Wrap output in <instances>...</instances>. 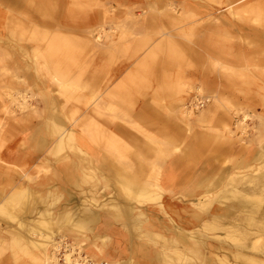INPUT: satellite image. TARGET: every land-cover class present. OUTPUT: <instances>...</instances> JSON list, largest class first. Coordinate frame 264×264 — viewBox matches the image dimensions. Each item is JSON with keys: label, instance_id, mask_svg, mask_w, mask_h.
Instances as JSON below:
<instances>
[{"label": "rangeland", "instance_id": "1", "mask_svg": "<svg viewBox=\"0 0 264 264\" xmlns=\"http://www.w3.org/2000/svg\"><path fill=\"white\" fill-rule=\"evenodd\" d=\"M38 1L0 0V151L20 138L22 142L26 134L36 132L37 137L49 140L44 159L34 167L39 175L43 171L58 170L59 162L84 159V164L98 174L94 185L84 186L92 190L83 199L84 204L98 206L120 199L133 205L135 218L142 212V218L147 221L143 224L144 231L136 238L138 241H135L136 247L130 258L119 263L162 264L160 260L150 263L149 252L157 250L169 253L175 264H222L219 258H224L226 264H250L251 258L264 260V194H261L264 193V0H48L49 10L54 11L52 17H48L51 25L41 21L43 13L37 10ZM150 3L157 7L147 10L145 7ZM171 8L169 20H162L159 12L156 20L159 28L146 32L145 16L155 9L166 14ZM15 17L33 27L28 32L20 33L22 29L18 33L11 32L7 26ZM43 31L45 37L40 40ZM55 36L73 42V57L65 66L53 62L58 61V57L52 60L45 56L55 43ZM95 36L102 37L95 40ZM108 54L114 62L137 57L143 62L139 67L142 74L162 70L167 77L172 73L168 79L181 82L184 87L183 94L187 98L181 103L182 122H187L189 134L193 128L194 138L200 142L193 145L191 158H182L190 149L178 142L174 147L162 145L157 148L155 158L142 155L137 158L138 148L131 146L124 156H118L120 164L110 159L117 168L140 163L152 170L157 163L165 181L164 190L160 189L161 198L144 199V202L118 198L116 176L98 168L90 159L93 156L79 152L84 149L81 142L76 144V140L84 138L83 126L73 124V121L79 122L92 115L91 108L99 100L98 96L106 91L105 72L95 63L99 66ZM163 61L169 64L164 65ZM170 64L173 67H169ZM91 70L97 73L94 81ZM61 72L65 74L61 76ZM191 74L199 79L198 83L191 84ZM209 78L216 80L210 88L206 82ZM118 88L126 90L127 86L119 83L113 92ZM10 93L16 99L9 97ZM23 97L28 100L30 109L19 106ZM200 99L206 101L205 106L194 110V106H198L195 102ZM121 100L117 101L118 108L115 104L110 113L103 110V116L109 119L110 126L112 122L123 124L132 133L144 136L143 118L125 115L121 104L124 100ZM134 101L137 100L128 99L125 103ZM212 104L219 114L209 124L211 131H205L198 120ZM33 108L36 111H32ZM66 127L72 128L69 134L72 132L78 139L65 134L66 139L61 144L64 152L58 154L59 135ZM198 130H204L201 140L197 136ZM217 145L223 146L222 152L218 151ZM176 148L178 152H173ZM249 148L253 150V158L245 164L244 154ZM147 151L153 154V149ZM177 153L180 158H173ZM219 166L221 171H218ZM187 188L189 192H185ZM96 189L98 196H95ZM245 193L252 198L245 199L246 196L241 195ZM9 199L3 201L0 214L8 220L11 218L13 223L23 218L16 231L23 232L35 243L32 247L35 249L24 251L31 256L30 263L20 258L16 264H39L43 260L36 250L37 239L46 231L58 229L59 212L47 210L36 220L28 221L25 220L29 215L25 212L26 197ZM242 201L247 206L243 207ZM53 217L56 219L51 220ZM58 236L61 237V229L54 238ZM65 239L71 242L73 256L80 261L76 264H101L91 260L79 243L67 236ZM252 242L257 246L251 247ZM195 244L201 246L200 259L194 258L192 253ZM17 246L14 247L24 249V246ZM84 257L89 262L81 263L86 262ZM64 261L60 263L64 264Z\"/></svg>", "mask_w": 264, "mask_h": 264}, {"label": "crops", "instance_id": "2", "mask_svg": "<svg viewBox=\"0 0 264 264\" xmlns=\"http://www.w3.org/2000/svg\"><path fill=\"white\" fill-rule=\"evenodd\" d=\"M144 62L147 63L146 60ZM142 63L137 57H129L114 62L108 55L104 60L102 59L99 66L98 63H95L96 67L105 72L106 92L113 91L119 83H124L127 86L120 97V100H124V103L122 102L124 105L123 112L125 115H136L143 118L141 121L144 123L143 128L146 134L144 136L134 134L123 124L115 125L113 122L112 126L108 122L105 127L109 128L111 134L121 139L122 145L126 149L131 148V146L137 147V158H141V155L144 158H155V154L158 152L157 148L162 145L174 147L178 142H182L184 146H188L190 149L188 154L182 158H191L193 145L200 142L195 140L193 128L191 127L192 133L189 134L187 122H182L181 103L187 98L185 93L183 94L184 87L181 82L168 79L169 76H173L172 73L171 75L168 74L167 77L162 70H153V74H142L139 69ZM91 72V80L94 81V75L97 73H93V70ZM191 76H193V78L191 77V84L199 82L194 74ZM206 82L209 88L210 84H216V80L213 81L210 78ZM128 99L137 101L126 104ZM218 114L219 111L212 104L199 117L198 123L205 128V131H211L209 124L217 119ZM198 131L197 136L200 139L203 131ZM82 139L86 140L85 137ZM15 144L11 143L0 151V210L6 198H9L16 191L22 192L26 197L25 212L29 213L25 220H36L41 212L51 209L55 210V214L64 210L68 211L70 215L74 216L75 221L83 225V228L63 226L61 235L67 236L75 243H80L84 253L91 260L101 262V264L128 260L135 250V241H138L137 239L144 231L143 224L146 220L142 218V212L137 213L139 216L136 218L134 215L130 220L121 222L101 208L103 204L98 206L91 203L84 204L83 199L87 198L89 196L87 193L92 191L84 186L90 187L95 182L92 185L83 186L69 183L62 168L66 162H62V164L59 162L58 170L54 172L43 171L39 175L34 167L44 159L43 157L49 147V140L42 136L37 137L36 132L33 133L32 131L31 134H26L22 142L20 138ZM217 147L218 151L223 148L221 145H217ZM148 148L153 149V154L147 151ZM96 149L99 151L98 147ZM252 151L251 148L246 150L244 154L245 164L253 158ZM106 157L113 158L109 157L108 154ZM173 158L180 157L177 153ZM42 166L44 167L43 162ZM218 169L221 171L222 167L219 166ZM106 173L110 174L107 171ZM96 190L95 196H98L99 190ZM189 190L187 188L185 192H189ZM4 216L0 214V264H16L20 258H24L27 263H30L28 260H32V258L24 252V249L21 250L12 246L13 236L24 239L21 237L24 236V233L16 231L19 228L20 220L23 218H19L17 223H13L11 218L8 220ZM53 219L56 218L53 217L51 220Z\"/></svg>", "mask_w": 264, "mask_h": 264}, {"label": "bare ground", "instance_id": "3", "mask_svg": "<svg viewBox=\"0 0 264 264\" xmlns=\"http://www.w3.org/2000/svg\"><path fill=\"white\" fill-rule=\"evenodd\" d=\"M31 1L34 2V0H31ZM30 4H31L30 7H33L32 3H30ZM38 4L40 6L37 7V10L40 11L41 13H43L41 21L43 23H47L48 25H51L52 22L48 21V17H52L51 14L54 13V11H53V9L49 10V8H51V5L49 4V1L48 0H46V1L45 0H39ZM155 6H156V4L150 3L145 8L147 10H149V8L152 7V9H153ZM19 10H20V8H19ZM155 10L156 11L151 12L147 17L145 16V20L144 21H145L146 24L148 23V25L146 26V29H145L146 32H150L152 30H155V29L159 28V27H157V21H156L159 18V16H160L159 12L161 13V15L163 17L162 20L165 19L167 21V20H169L168 19V16L170 15L169 13H171L173 9L172 8L171 9H167L166 10V14L163 11H161V10H158V9H155ZM169 10H170V12H169ZM145 13L147 14V11H145L144 14ZM16 16H18V15H16ZM15 18L18 19V23L16 22ZM15 18H14V20H12V18H11V21H9V23H8L9 25L7 26L8 30H11V32L18 33V30H20V29L23 30V31H20V33L21 32H28L33 27V25L30 27V26H26L25 24H23V21H21L22 18H20V17H15ZM165 23L168 25L167 22H165ZM164 26H166V25L164 24ZM164 26L162 25V27H163L162 29H164ZM43 27H49V26L43 25ZM118 27H120V26H118ZM143 27H145V25L142 26V28ZM43 32H42V37L40 38V40L41 39L44 40L43 37H45V35H44L45 32L44 33ZM102 33H103V30H102ZM164 34H167V33H164ZM101 37L98 36L96 38V36H95V40H99ZM54 41H55V43L49 49V51L45 53V56L46 57H48V56L51 57L52 60L55 57H58L57 60L59 62L56 61V60H54L53 62L58 63L60 66H65V65L68 64L69 59L72 60V57H73V55H72L73 42H72L71 39L69 40L67 38H62V37H58L57 38L56 36H55ZM169 46H173V44L171 43V45H170V43H169ZM108 56H109V54H108ZM178 56H179V54H178ZM149 57L147 59H150ZM182 60L184 61V59H182ZM69 63H70V61H69ZM167 63H168V61H163L164 65H167ZM169 67H173V66H171V64H170ZM63 74H65V73L61 72V76ZM64 85H65L64 83H61L62 87H64ZM122 91L123 90L121 88H118V90L114 91V92L113 91H109V92L104 91V92H102L101 95L98 96L99 100L97 102H95L93 108H91V110L93 112L92 115L89 114L88 118H83L79 122H76L77 119H75L76 121L75 120L73 121V124L82 125L83 126L81 131H82V134H84L85 136L84 135H82V136L85 137L86 140L79 138V139H81V141H79L78 137L76 138V136L73 135L72 132H70L71 134H69V130H72V128L70 129V128L66 127V128H64L62 130V132L59 135L57 152H58V154L61 153V152L62 153L64 152L62 147H61V144L66 139V136H64V135L67 134V136H69L70 138H72L74 140H75V138L78 139V140H76L77 141L76 144L81 142V146L82 147L84 146V149L83 150L81 149L82 151L79 149L80 153H83L84 155H86V153H87L88 156H90V155L93 156L94 158L90 157V159L93 162V164H96L99 168L103 167V169H105V171H107L108 173L112 174L113 176H116V182H115L116 185L115 186L118 189V191L116 192L117 195H118V198H123V199H126L128 201H133L134 200V201H137V202H144V199L153 200V199L161 198L162 194L160 193V189L164 190L163 184H164L165 181L163 180L162 173L160 175V172L158 171L159 168L156 167L157 163L154 164L153 169L151 168L152 170H146L147 166H145V164L138 163L137 165H134V163H132L130 165L124 166L123 168H117V167H115L114 163L110 161V159H112L114 161H117L120 164V162L118 161L117 158H115V156L116 157L118 155H122L123 156V155H125L127 150H126L125 146L122 145V141H121L120 138H117L116 135L111 134L112 132L109 130V128L103 127V126L107 125V123L109 122V119L103 116L102 111L105 110V113L106 112L110 113L111 109L113 111V108H114L115 104H116V107L119 104L117 101H120V97L122 95ZM19 93H17V94H19ZM119 93H121V94L118 96ZM10 95H11V93H10ZM13 95H11L9 97L14 98ZM24 98L25 97H23V99ZM14 99H16V98H14ZM17 104H19V103H17ZM20 104L21 105H19V106L22 109H26V108L30 109V107H31L29 102H28V100H26V99H24V101H22ZM121 104L123 105V103H121ZM86 108H89L88 105L86 106ZM32 111H36L35 108H33ZM190 112H191V114L193 113V111H190ZM109 115H111V114H109ZM83 120H85V121H83ZM54 126L56 128L59 127L55 122H54ZM70 140H68V141H70ZM56 145H57V143H56ZM77 147H78V145H77ZM96 147H98L102 151L101 150L98 151L96 149ZM177 147H179V146H177ZM61 149H62V151H61ZM173 152H178L177 148L174 149ZM106 154H108L109 157H113V158H110V159L107 158ZM85 161L86 160H84V159L81 160V158L78 160V162H76V161L71 159L70 161H68L66 164H64L62 166V168L64 170V175L67 178V180L69 181V183L77 185V186L94 184V182H95L94 179L98 175L97 171L94 170V168L89 167L88 165L86 166V163L84 164ZM252 182L254 183V181H252ZM240 187H242V186H240ZM244 187H243V190L246 191L247 188L246 187L244 188ZM262 187L264 189V186H262ZM238 189H239V186H238ZM234 192L236 194L240 193L239 191H234ZM248 192H249V189H248ZM261 194H264V193H261ZM241 195L242 196H246L245 199L252 198V197H250L247 194L246 195L241 194ZM22 196H24V194L22 192H19V191L17 192L16 191L9 197L10 198L9 200H11V199L12 200L20 199V197H22ZM262 197H263V195H262ZM97 202L99 203V201H97ZM240 204H242L243 207L247 206V203H245L243 201L240 202ZM208 205H209V202H208ZM138 207H139V205H138ZM101 208H103L107 213H109L111 216H113L115 219H117L118 221H121V222H126V221L130 220L131 218H133V216H134V214H133L134 212L132 210V207H130L128 204H126L124 202H121L120 199H113V200H110V201H108L106 203H103V205H101ZM260 213H263V212H260ZM57 217H58V222L60 224L59 227H61V226H64V227L65 226H70V227H74V228H77V229L83 228V225H81V223H79L78 221H75L74 216L70 215L68 213V211L64 210V211L59 212ZM43 222H47V221H43ZM251 223H252V220H251ZM254 223H256V222H254ZM257 223H259V222H257ZM36 224H39V223H36ZM59 227H58V229H55V230H52V231H49V232L46 231L45 232L46 234L43 237L37 239L39 242H37L38 245H37V249L36 250H37V253L42 256V260H43L41 263L39 262V264H61L60 263L61 261H60V258H59V255H58L57 251H59V248H60V246H59L60 242H61L60 239H62V237H64V235H61V237L58 236V238L56 237V239L54 238L55 235L57 233H59V230L62 228V227L61 228H59ZM259 227L261 228V226H259ZM257 228H255L256 229L255 231L258 230ZM260 228H259V230H261ZM249 229H252V228L250 227ZM253 229H254V227H253ZM52 235H54V237ZM262 236H264V235H262ZM21 237L24 238V239H21V238H18V237H14V236L12 237V241H13L14 246H17V245H19L20 247L24 246V250H26L28 248L29 249H35V247L32 248L33 247V243H34L32 238H30L29 236H28L29 238H26L25 234H24V236L22 235ZM254 240H256V239H254ZM254 240H253V242H255ZM257 240H258V238H257ZM23 242H24V244H23ZM253 242H252L253 245L251 244L252 246L251 245H249V246H251V247L257 246V244L255 243V245H254ZM244 245H245V243H242V246H244ZM259 247L260 246H258V249H261ZM70 249H71V252L68 251L67 253L64 254L65 255L64 264H73V263L76 264L75 262H80L78 258L73 256L72 250L74 248L70 247L68 250H70ZM247 249H248V247H247ZM254 249L256 250V248H254ZM258 249L256 251L260 252V251H258ZM192 250H193L192 253L194 255V258L198 257L200 259L202 257V255H201V246L200 245H196L195 244L194 248H192ZM250 250H253V249H250ZM255 250H253V251H255ZM27 252H28V250H27ZM114 255H116V254H114ZM261 255H262V253H261ZM148 257H149L150 263L152 261L160 260L162 264H175V262H173L174 259L172 258V256L169 253H167L166 251H162L161 252V251L157 250V251L149 252ZM85 260H86V262H81V263L89 262L86 258H85ZM219 261L222 264H226L224 258H219ZM249 261H250V264H264V260L263 259L251 258V260H249ZM118 264H127V263H122V262L119 263L118 262Z\"/></svg>", "mask_w": 264, "mask_h": 264}, {"label": "built area", "instance_id": "4", "mask_svg": "<svg viewBox=\"0 0 264 264\" xmlns=\"http://www.w3.org/2000/svg\"><path fill=\"white\" fill-rule=\"evenodd\" d=\"M195 104H197L198 106L197 107L194 106V110H199L200 108H202V107L205 106L206 101L203 100V99H200V100L196 101ZM60 240H61L60 245H59L60 248H59V251H57V253H58V255H60L61 261H64V258H65V255L64 254L69 251L68 249L70 247H72V245H71V242H69L67 239H65L63 237Z\"/></svg>", "mask_w": 264, "mask_h": 264}]
</instances>
